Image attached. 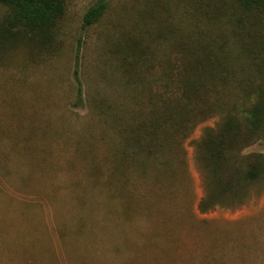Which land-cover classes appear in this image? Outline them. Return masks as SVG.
Returning a JSON list of instances; mask_svg holds the SVG:
<instances>
[{"label":"rangeland","instance_id":"1","mask_svg":"<svg viewBox=\"0 0 264 264\" xmlns=\"http://www.w3.org/2000/svg\"><path fill=\"white\" fill-rule=\"evenodd\" d=\"M64 1L50 38L19 32L0 43V264H264V178L240 205L198 209L196 143L225 111L199 123L165 170L150 160L144 173L119 171L122 140L89 103L128 102L118 95L126 43L149 46L152 69L166 58L183 66L177 40L236 51L234 28L251 14L237 0H104L83 27L99 0ZM7 11L0 4V24ZM241 153H264V140Z\"/></svg>","mask_w":264,"mask_h":264},{"label":"trees","instance_id":"2","mask_svg":"<svg viewBox=\"0 0 264 264\" xmlns=\"http://www.w3.org/2000/svg\"><path fill=\"white\" fill-rule=\"evenodd\" d=\"M237 3L252 18L249 26L234 28L236 51L213 40H177L175 45L183 46L184 65L166 58L160 69H152L146 53L149 46L126 43L117 58L118 95L128 102L89 99L122 140L115 149L119 171L135 166L147 173L150 160L165 170L171 152L182 149L181 144L199 123L217 110L225 111L216 127H206L196 143L205 189L198 204L200 212L242 204L249 187L264 178V153H241L254 140H264V38L256 35L264 0ZM0 4L8 10L0 24V43L9 42L19 32L50 38L65 11L64 0H0ZM105 6L104 0L91 5L83 27L97 22ZM77 72L75 69L80 97Z\"/></svg>","mask_w":264,"mask_h":264}]
</instances>
